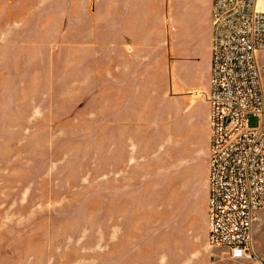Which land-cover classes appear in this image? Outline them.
I'll return each mask as SVG.
<instances>
[{
	"label": "rangeland",
	"instance_id": "1",
	"mask_svg": "<svg viewBox=\"0 0 264 264\" xmlns=\"http://www.w3.org/2000/svg\"><path fill=\"white\" fill-rule=\"evenodd\" d=\"M112 2L0 0V264H260L191 252L205 90L114 51ZM251 237L264 261V210Z\"/></svg>",
	"mask_w": 264,
	"mask_h": 264
},
{
	"label": "built area",
	"instance_id": "2",
	"mask_svg": "<svg viewBox=\"0 0 264 264\" xmlns=\"http://www.w3.org/2000/svg\"><path fill=\"white\" fill-rule=\"evenodd\" d=\"M264 11L256 0H211L208 104L207 244L230 258L256 259L252 223L264 210ZM249 114L259 126L247 125Z\"/></svg>",
	"mask_w": 264,
	"mask_h": 264
},
{
	"label": "crops",
	"instance_id": "3",
	"mask_svg": "<svg viewBox=\"0 0 264 264\" xmlns=\"http://www.w3.org/2000/svg\"><path fill=\"white\" fill-rule=\"evenodd\" d=\"M112 11L114 51L128 52L129 59L139 63L134 66L138 68L152 67V54H159V61L167 60L174 70L179 88L207 92L211 62V0H113ZM179 74L191 77L192 82L182 85ZM207 178L208 163L201 169L193 215L187 222L191 227V252H196L195 256L213 255V249L207 244ZM202 233L204 242L197 243L195 239Z\"/></svg>",
	"mask_w": 264,
	"mask_h": 264
},
{
	"label": "bare ground",
	"instance_id": "4",
	"mask_svg": "<svg viewBox=\"0 0 264 264\" xmlns=\"http://www.w3.org/2000/svg\"><path fill=\"white\" fill-rule=\"evenodd\" d=\"M257 1V8L261 11H264V0H256Z\"/></svg>",
	"mask_w": 264,
	"mask_h": 264
}]
</instances>
